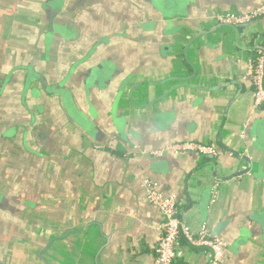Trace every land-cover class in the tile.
I'll return each instance as SVG.
<instances>
[{"label":"crops","instance_id":"0c3cea01","mask_svg":"<svg viewBox=\"0 0 264 264\" xmlns=\"http://www.w3.org/2000/svg\"><path fill=\"white\" fill-rule=\"evenodd\" d=\"M263 2L0 0V264H152L163 219L144 180L192 231L216 229L222 264H264L246 73L264 17L215 20ZM184 141L217 153L153 154ZM210 260L180 239L171 264Z\"/></svg>","mask_w":264,"mask_h":264},{"label":"built area","instance_id":"2783aa9c","mask_svg":"<svg viewBox=\"0 0 264 264\" xmlns=\"http://www.w3.org/2000/svg\"><path fill=\"white\" fill-rule=\"evenodd\" d=\"M264 17V2L247 12H224L215 16L218 25L242 28L251 25L254 21ZM247 75L250 77L253 90V107L259 108L264 104V37L254 49L247 65ZM98 147V146H97ZM164 150L178 152H197L200 154L217 153L213 145H202L193 141H184L172 144L170 147L153 151L155 156L162 155ZM142 185L145 189L149 203L156 206L163 219L159 227L155 256L152 264H171L176 256L177 241L183 239L189 246L200 248L211 254L209 264H222L226 243L220 237L211 233L210 228L202 224L194 232L191 228L177 218L178 201L175 196H165L157 190L155 185L144 180ZM217 186L212 189V195L216 196Z\"/></svg>","mask_w":264,"mask_h":264},{"label":"water","instance_id":"95a60500","mask_svg":"<svg viewBox=\"0 0 264 264\" xmlns=\"http://www.w3.org/2000/svg\"><path fill=\"white\" fill-rule=\"evenodd\" d=\"M219 230V229H218ZM213 235H217L218 234V232L216 231V229H215V231H214V233H212Z\"/></svg>","mask_w":264,"mask_h":264}]
</instances>
